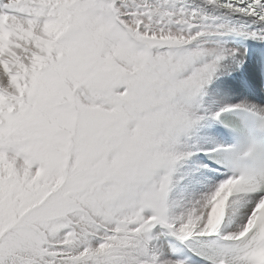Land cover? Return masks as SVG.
Here are the masks:
<instances>
[{
	"label": "snow or ice",
	"instance_id": "obj_1",
	"mask_svg": "<svg viewBox=\"0 0 264 264\" xmlns=\"http://www.w3.org/2000/svg\"><path fill=\"white\" fill-rule=\"evenodd\" d=\"M0 264H264V0H0Z\"/></svg>",
	"mask_w": 264,
	"mask_h": 264
}]
</instances>
